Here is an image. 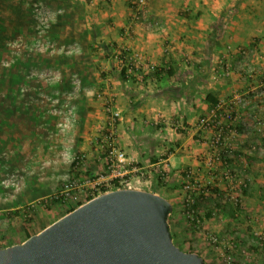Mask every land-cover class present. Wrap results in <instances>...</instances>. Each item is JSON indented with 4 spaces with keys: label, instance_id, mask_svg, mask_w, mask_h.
I'll list each match as a JSON object with an SVG mask.
<instances>
[{
    "label": "crops",
    "instance_id": "1",
    "mask_svg": "<svg viewBox=\"0 0 264 264\" xmlns=\"http://www.w3.org/2000/svg\"><path fill=\"white\" fill-rule=\"evenodd\" d=\"M64 1L82 3L85 10L77 14L82 25H60L75 15L60 8L59 0L38 14L50 19L49 32L56 35L51 43L57 48L78 43L96 69L92 134L82 147L87 167L94 172L104 167L98 145L114 127V145L130 161L124 170H138L148 186L144 190L171 203L168 223L176 246L193 247L204 259L207 250L200 243L207 235L257 240L264 233V0H149L142 22L135 17V0ZM88 28L93 30L89 39ZM91 39L98 44L93 52ZM34 44L24 41L20 47ZM120 52H139L144 68L155 64L158 70L146 71L142 82L125 81L119 74ZM110 97L115 99L111 114L105 108ZM228 105L236 111L237 130L216 145ZM26 142L19 145L22 151ZM22 151L13 146V155ZM96 160L101 167L92 166ZM191 195L203 219L200 232L186 216ZM227 210L238 218L231 219Z\"/></svg>",
    "mask_w": 264,
    "mask_h": 264
},
{
    "label": "rangeland",
    "instance_id": "2",
    "mask_svg": "<svg viewBox=\"0 0 264 264\" xmlns=\"http://www.w3.org/2000/svg\"><path fill=\"white\" fill-rule=\"evenodd\" d=\"M3 1L0 0V249L43 230L70 210L96 198L92 186L104 168L96 160L92 166L101 170L94 172L87 167V157L80 159L85 155L83 144L92 134L99 85L96 69L88 63L90 56L78 43L66 48L51 43L56 35L49 32L50 19L43 20L38 11L52 9V0ZM57 5L75 15L61 19V26L82 25L77 19V14L85 10L82 3L71 6L59 0ZM92 32L88 28V39ZM70 37L78 39L75 34ZM24 41L35 44L24 49L20 47ZM88 47L93 52L98 44L91 39ZM25 141L22 151L19 145ZM13 146L22 151L21 155H13ZM101 153L105 154V150ZM147 188L144 183L136 184V190ZM226 213L231 219L238 218L233 210ZM202 228L192 224L195 232ZM210 235L200 243V248L207 250L205 264H264V245L254 242L256 239L248 243L218 236L220 243L215 244ZM260 236L264 238V233ZM230 240L232 248L227 246ZM188 241L194 240L189 237ZM193 249L186 252L195 253Z\"/></svg>",
    "mask_w": 264,
    "mask_h": 264
},
{
    "label": "water",
    "instance_id": "3",
    "mask_svg": "<svg viewBox=\"0 0 264 264\" xmlns=\"http://www.w3.org/2000/svg\"><path fill=\"white\" fill-rule=\"evenodd\" d=\"M171 211L154 192L112 191L0 249V264H205L174 244Z\"/></svg>",
    "mask_w": 264,
    "mask_h": 264
},
{
    "label": "built area",
    "instance_id": "4",
    "mask_svg": "<svg viewBox=\"0 0 264 264\" xmlns=\"http://www.w3.org/2000/svg\"><path fill=\"white\" fill-rule=\"evenodd\" d=\"M149 0H135V17L139 21H145L143 8ZM151 25H158V23L149 22ZM119 74L122 75L123 80L130 81L131 79H138L139 82H142L145 77L146 71H156L157 65L151 64L148 65L147 68H144L142 65L143 56L139 52H127V53H119ZM224 72L228 73L229 69L224 67ZM115 104L114 97H110L106 101V110L108 113H112V109ZM217 116V115H216ZM218 117V116H217ZM220 117V116H219ZM221 117L225 121V126H222L220 129V133H218L215 137L214 144L220 145L222 143L223 137L226 134H231L237 130V121L238 117L236 111L233 109L231 105L223 111ZM112 122L115 125L116 119L113 117ZM107 140L102 143L100 146L101 150H105V165L102 173H99L98 179L93 183V195L94 197L101 196L103 194L124 190V189H136V184H143V180L141 178V174L138 170L133 171L132 173L126 172L125 167L130 166L129 157L125 151L119 149L114 145V136L115 129L111 128L109 133H107ZM85 155H82L80 159H84ZM213 163V159L209 160V166ZM226 176L229 179H233V175L231 172H228ZM187 178L191 182L192 174L188 173ZM191 186L190 183L187 184V189ZM191 196H188L186 201V216L188 220L193 224L194 227L200 228L203 225L200 215L196 209V202ZM210 239L213 243H220V238L216 235H210ZM256 243L260 245H264V238L261 236L257 237ZM228 248L233 247V241L230 240L228 242Z\"/></svg>",
    "mask_w": 264,
    "mask_h": 264
},
{
    "label": "trees",
    "instance_id": "5",
    "mask_svg": "<svg viewBox=\"0 0 264 264\" xmlns=\"http://www.w3.org/2000/svg\"><path fill=\"white\" fill-rule=\"evenodd\" d=\"M233 10H234V8H232V9H231V12H233ZM121 77H122V75H121ZM207 99L209 100V99H210V97H209V96H207ZM80 205H81V204H80ZM80 205H79V206H80ZM74 209H75V208H74ZM74 209L70 210V212H71V211H73ZM29 237H30V235H27V238H29ZM172 238H173V236H172Z\"/></svg>",
    "mask_w": 264,
    "mask_h": 264
}]
</instances>
